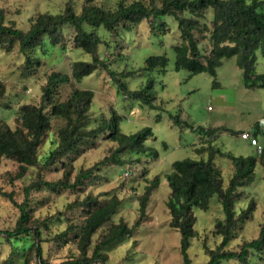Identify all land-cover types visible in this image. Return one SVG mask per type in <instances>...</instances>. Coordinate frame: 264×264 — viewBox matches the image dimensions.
<instances>
[{
    "label": "rangeland",
    "instance_id": "obj_1",
    "mask_svg": "<svg viewBox=\"0 0 264 264\" xmlns=\"http://www.w3.org/2000/svg\"><path fill=\"white\" fill-rule=\"evenodd\" d=\"M69 1H73L77 12L81 11L84 0H0V8L6 11V21H14L18 28L26 30L31 18L42 13L57 14ZM118 1L98 0V3L110 7ZM168 21L172 32L160 36L153 34L146 22H142L136 31L120 32L119 35L109 33L102 27L98 30L111 45L108 51L105 46H100V58L105 59L115 71L143 68L145 60L150 56L166 55L169 58L164 73L144 71L126 79L129 89L134 91L150 76L154 77V93L158 97L155 108L125 97L103 70H97L79 83L83 90L95 93L89 111L91 128L96 127L105 117L112 116L113 112L121 116L119 127L123 134H135L150 127L154 136L146 145L159 152V159L147 163V158L143 156L141 165L136 164L135 158L123 166L102 165L94 171L86 185L83 183V191L79 194L70 190L53 192L46 188L32 192L28 198L31 227L41 228L42 240L38 242L34 233L12 240L0 236V264H38L40 257L34 248L37 243L42 246V257L48 264L74 261L80 253L78 243L85 213L82 208L71 205L88 194L97 196L106 193L101 197L103 202L112 196L122 200L112 221L95 234L96 243L113 224L124 221L133 226L139 217V197L144 193L146 179L150 180L157 175L160 184L150 198L147 217L131 237L104 251L108 257L106 264H183L181 234L170 225L171 216L167 209L170 188L165 176L176 161L206 158L196 149L203 144L209 145L200 134L208 129H225L218 131L214 139L210 138L214 147L237 157L252 156L259 160L255 181L244 188L246 196L237 204L239 213L247 208L253 198L256 203L253 219L244 225L228 248L236 249L245 240L258 236L264 223V156L258 155L256 148L242 140L240 134L243 131H254L252 128L264 118V88H248L245 85L244 72L237 65L236 57L224 60L217 70L216 78L209 73L177 71L174 46L180 42V34L177 24ZM72 35V31L67 29L61 46L52 47L47 40L45 51L41 47L32 49L30 55L33 64L21 53L18 43L10 51L0 43V80L5 85V96L3 100L0 99L3 104L0 109L1 121L16 129L20 108L24 105H40L47 73L52 70L71 73L73 62L92 60L89 54L72 47ZM203 47L209 48V42L205 41ZM256 73L264 74V56L260 51L257 52ZM70 90L71 87H64L56 96V102L66 101ZM177 116L183 121L181 125L175 122ZM52 120V128L39 150L42 163L58 144V123L56 119ZM201 129L204 131L200 132ZM260 137L264 144V130ZM164 144H167V148ZM115 147L116 143L108 139V133L100 134L97 139L81 144L79 151L59 160L50 169L31 168L24 176H19L21 170L16 160L3 158L0 164V230L12 231L16 227L20 217L16 203L19 205L25 201V189L36 178L42 176L46 181L56 182L71 169L70 180L73 182L77 174L83 169L94 167ZM130 155L127 153L121 157L127 160ZM216 163L222 170L226 186L235 171L234 166L225 157L216 158ZM8 194H12L15 203L6 196ZM194 213L197 217V236L192 241L188 255L192 264H205L209 261L205 245L214 249L221 242L213 230L216 222L224 219V213L217 197L211 199L208 211L195 208ZM69 225L75 226L76 230L62 236ZM250 264H264V254L253 256Z\"/></svg>",
    "mask_w": 264,
    "mask_h": 264
},
{
    "label": "trees",
    "instance_id": "obj_2",
    "mask_svg": "<svg viewBox=\"0 0 264 264\" xmlns=\"http://www.w3.org/2000/svg\"><path fill=\"white\" fill-rule=\"evenodd\" d=\"M168 20L177 24L180 34V42L174 46L177 71L187 70L191 74L209 73L216 78L217 70L224 60L236 57L237 65L244 72L245 85L248 88H264V74L256 73L257 52L260 51L264 56V0H120L110 7L99 4L98 0H84L80 12L76 11L73 1H69L57 14L42 13L31 18L30 26L26 30L18 28L14 21H6V11L0 8V43L8 51L18 43L21 53L32 64L34 61L31 60L30 51L36 47L45 51L47 40L52 47L61 46L67 29L73 34L72 47L92 57L90 62H73L71 73L56 70L47 73L40 105L22 106L16 129L0 120V164L3 158L14 159L20 165L19 176H24L31 168L50 169L59 160L79 151L81 144L90 139H97L100 134L108 133V139L116 143L109 155L94 167L83 169L73 182L70 180L71 169L56 182L46 181L42 176L36 178L25 189V201L19 205L16 203L20 212L16 227L12 231L0 230V236L12 240L34 233L38 242L42 240L41 228L31 227V216L28 212V198L36 190H70L79 194L83 191V183L86 185V181L91 179L94 171L102 165L123 166L130 164V160L134 158L136 164L141 165L143 156L147 158V163L159 159V152L146 145L154 136L150 127H145L135 134H123L119 127L121 116L113 112L112 116L105 117L96 127L91 128L89 111L95 93L83 90L79 83L97 70H103L125 97L133 98L143 106L155 108L158 100L154 93L155 78L150 76L134 91L129 89L126 79L144 71L164 73L169 58L166 55L150 56L145 60L143 68L115 71L105 59L100 58V46H105L108 51L111 45L98 30L102 27L109 33L119 35L120 32L136 31L142 22H146L150 31L160 36L172 32ZM205 41L209 42V48L203 47ZM64 87H71L66 101L56 102V96ZM4 96L5 85L0 80V99L3 100ZM2 105L0 103V109ZM52 118L58 123V144L42 163L39 150L52 128ZM175 122L177 125L183 123L180 116L175 118ZM220 130L225 129H208L200 133L209 145L203 144L196 151L206 158L176 161L165 176L170 188L167 200V209L171 216L170 225L181 234L180 251L183 264H192L188 250L197 236V217L194 209L208 211L214 197L218 198L224 213V219L218 220L213 230L214 235L221 238V242L214 249L205 245L209 256V261L205 264H250L253 256L264 254V223L257 237L245 240L236 249L228 248L244 225L253 219L256 210L253 198L247 208L239 213L237 204L246 196L244 188L251 186L255 181L259 160L252 156L237 157L214 147L210 138L214 139ZM263 130L258 127L255 135L258 137L263 134ZM164 146L167 148V144ZM127 153L131 154L130 159H122L121 156ZM261 156H264V145ZM218 157L229 159L235 169L226 186L222 170L216 163ZM159 184V175L150 180L146 179L144 193L139 197V217L133 226L124 221L113 224L96 243L95 234L112 221L122 200L112 196L103 202L101 197L106 193L97 196L88 194L72 204L71 207L82 208L85 217L79 236V257L67 264H106L108 257L104 251L131 237L135 230L141 227L147 217L150 198ZM6 196L15 203L12 194ZM75 230V226L69 225L61 235L67 236ZM34 248L40 257L38 264H48L42 257V246L37 243Z\"/></svg>",
    "mask_w": 264,
    "mask_h": 264
},
{
    "label": "built area",
    "instance_id": "obj_3",
    "mask_svg": "<svg viewBox=\"0 0 264 264\" xmlns=\"http://www.w3.org/2000/svg\"><path fill=\"white\" fill-rule=\"evenodd\" d=\"M258 127L264 129V118L260 119L259 123H258ZM240 138L244 141H247L248 143H250V145L254 148H256V152L258 155H261L263 153V146L261 145V143L259 142V139L257 136H255V134L253 133V131H243L240 134Z\"/></svg>",
    "mask_w": 264,
    "mask_h": 264
},
{
    "label": "crops",
    "instance_id": "obj_4",
    "mask_svg": "<svg viewBox=\"0 0 264 264\" xmlns=\"http://www.w3.org/2000/svg\"><path fill=\"white\" fill-rule=\"evenodd\" d=\"M258 125H255L252 129H254V131H253V133L255 134L256 132H257V130H258V127H257ZM251 131V130H250ZM239 134V133H238ZM260 135H262V133L261 134H259L258 135V139H259V142L261 143V145H264L263 144V142H262V139H261V137H260ZM256 136V135H255ZM239 137V136H238Z\"/></svg>",
    "mask_w": 264,
    "mask_h": 264
}]
</instances>
